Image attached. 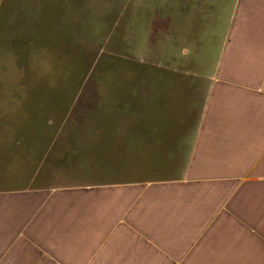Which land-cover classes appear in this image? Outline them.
<instances>
[{
	"label": "crops",
	"instance_id": "crops-1",
	"mask_svg": "<svg viewBox=\"0 0 264 264\" xmlns=\"http://www.w3.org/2000/svg\"><path fill=\"white\" fill-rule=\"evenodd\" d=\"M211 72L194 112L119 124L27 128L0 97V264H264V0L236 1Z\"/></svg>",
	"mask_w": 264,
	"mask_h": 264
},
{
	"label": "rangeland",
	"instance_id": "rangeland-1",
	"mask_svg": "<svg viewBox=\"0 0 264 264\" xmlns=\"http://www.w3.org/2000/svg\"><path fill=\"white\" fill-rule=\"evenodd\" d=\"M236 1L0 0V97L25 99L27 128L59 126L72 106L91 124L192 113Z\"/></svg>",
	"mask_w": 264,
	"mask_h": 264
}]
</instances>
